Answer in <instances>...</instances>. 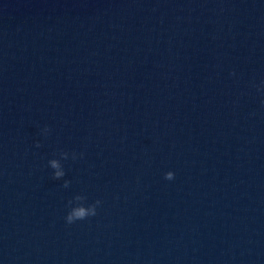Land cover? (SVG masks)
<instances>
[{
  "label": "clouds",
  "instance_id": "clouds-1",
  "mask_svg": "<svg viewBox=\"0 0 264 264\" xmlns=\"http://www.w3.org/2000/svg\"><path fill=\"white\" fill-rule=\"evenodd\" d=\"M49 129L45 128L44 132L47 134ZM39 147V143L36 145ZM61 159H67L68 153L61 152L60 154ZM73 159L76 158V154L73 153ZM81 157L83 156V153L80 154ZM49 166L54 170L53 172V179L59 180L63 178L66 173L63 169V166L58 159H51L49 162ZM164 178L166 180H173L174 179V173L172 171H168L165 173ZM70 184V181L65 180L63 187L67 188ZM86 197L83 195H76L72 200L68 201L69 211L67 212V215L65 216V221L67 224H72L79 220H85L89 217L95 216L97 206L101 203V201L97 200L93 204L85 206Z\"/></svg>",
  "mask_w": 264,
  "mask_h": 264
}]
</instances>
